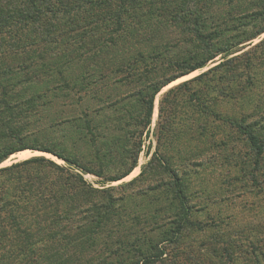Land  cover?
Masks as SVG:
<instances>
[{
  "label": "trees",
  "instance_id": "1",
  "mask_svg": "<svg viewBox=\"0 0 264 264\" xmlns=\"http://www.w3.org/2000/svg\"><path fill=\"white\" fill-rule=\"evenodd\" d=\"M262 34L264 0H0V164L31 150L67 166L35 156L0 168V264H154L164 255L158 243L141 244L127 230H114L122 228L119 210L130 194L118 191L150 173L170 178L177 215L171 237L162 242L176 243L189 230L203 232L206 226L192 220L186 184L160 143L183 136L199 141L213 116L246 140L254 169H260L264 127L257 116L223 117L208 103L220 88L224 97L243 100L260 88L264 101V39L240 53ZM217 57L223 61L160 99L157 149L138 177L101 189L86 183L83 174L101 183L127 177L149 136L156 96ZM72 92L92 93L100 109L94 114H106L115 126L110 137L97 139L100 124L83 107L65 119L62 134L66 141L77 136L85 152L53 139L27 141L21 123ZM180 101L202 119L191 132L174 131L190 118ZM111 166L118 171L109 173ZM214 237L224 246L219 250L211 242L212 252L220 257L223 251L227 264H236L230 255L236 241L218 232ZM252 245V261L258 262L260 248Z\"/></svg>",
  "mask_w": 264,
  "mask_h": 264
},
{
  "label": "rangeland",
  "instance_id": "2",
  "mask_svg": "<svg viewBox=\"0 0 264 264\" xmlns=\"http://www.w3.org/2000/svg\"><path fill=\"white\" fill-rule=\"evenodd\" d=\"M262 39H264V34L252 41V44L246 46L240 53L248 51L251 46L259 43ZM222 61L217 57L203 69L191 73L193 75L184 76L160 91L154 101L149 136L144 139L136 168L127 177L118 182L101 183L103 182L102 178L83 174L86 183L93 188L101 189V185H104L103 188L118 187L138 177L157 149L155 134L158 128L160 99L170 89L211 69ZM220 89L212 92L214 99L208 103L214 112L230 118L253 113L254 117L257 116L259 125L264 127V101L259 100L260 88H254L249 99L245 100L232 99L230 96L224 97ZM81 95L86 96V99L76 100ZM91 96L92 93L74 95L72 92L68 99L53 103L50 108L38 111L28 123H21L22 127H25L26 140L45 138L58 140L66 143L75 152H85L86 147L78 140L77 136H75V140L66 141L64 140L65 134L63 136L62 133L67 132L68 124L65 119L69 115L79 114L83 107L84 110H88L91 116L100 111ZM179 106L183 116L190 118L183 124L176 123L174 131L177 132L181 128L180 131L189 130L191 132L195 123L202 119H198L200 115L198 112H193V107L182 108L181 101ZM94 115L91 119L95 118L100 124L99 130H97L99 133L97 139L109 138L110 129L115 131L112 119L106 114ZM217 120L213 116L207 119L208 122L206 121L204 124L206 125V136L204 135L197 142L188 136H183L177 140L162 138L160 143V151L171 157L175 170L178 171L179 176L186 184L189 205L193 210L192 220L206 226L203 232L195 229L189 230L176 243L162 242V240L171 237L169 231L177 218L176 210L174 207L171 208L172 192L171 186L168 184L170 178L164 174L150 173L144 178L145 180L135 184L132 189L120 190L117 193L120 196L130 193V198L126 199L125 206L119 210L122 228L115 226L112 228L118 229L119 233L127 230V236L130 237L131 234V237L137 238L141 244L144 241L158 243V247L164 251V255L155 259L154 264H201L200 260L204 257L207 259L203 264H227L229 258H225L223 251L219 257V254L213 253L210 248V243L215 239V237L211 239L210 236H216L217 232L225 238L232 237L236 241L235 250L230 254L236 264H264V158L261 161L260 169H254L253 153L246 144V140L243 137L239 139L240 136L235 133L233 128L217 122ZM190 132L187 134H194H190ZM26 151L29 152L26 158H11L10 156L0 164V168L35 156H43L57 165L67 167L62 161L51 155L31 150ZM118 169L119 166H111L107 171L114 173ZM253 243L260 248L258 262L252 261ZM213 244L219 250L224 246V243L216 245L213 242ZM191 257H199V260L193 261ZM210 257L211 262L209 261Z\"/></svg>",
  "mask_w": 264,
  "mask_h": 264
},
{
  "label": "bare ground",
  "instance_id": "3",
  "mask_svg": "<svg viewBox=\"0 0 264 264\" xmlns=\"http://www.w3.org/2000/svg\"><path fill=\"white\" fill-rule=\"evenodd\" d=\"M191 75H193V74H191ZM187 77H188V76H187ZM176 82H177V81H176ZM176 82H174V83H176ZM27 155H29V152H28V151H23V152H18V153H16V154L12 155L11 158H12V157L26 158Z\"/></svg>",
  "mask_w": 264,
  "mask_h": 264
}]
</instances>
